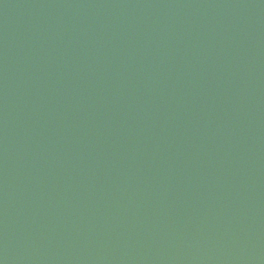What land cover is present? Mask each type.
Masks as SVG:
<instances>
[{
  "label": "water",
  "instance_id": "obj_1",
  "mask_svg": "<svg viewBox=\"0 0 264 264\" xmlns=\"http://www.w3.org/2000/svg\"><path fill=\"white\" fill-rule=\"evenodd\" d=\"M0 264H264V0H0Z\"/></svg>",
  "mask_w": 264,
  "mask_h": 264
}]
</instances>
